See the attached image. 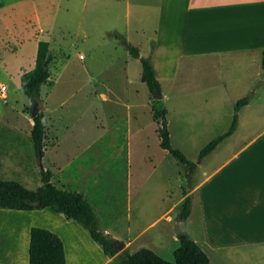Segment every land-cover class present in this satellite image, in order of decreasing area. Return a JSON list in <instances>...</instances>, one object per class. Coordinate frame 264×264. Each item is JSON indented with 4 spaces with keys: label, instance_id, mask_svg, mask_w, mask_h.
Masks as SVG:
<instances>
[{
    "label": "rangeland",
    "instance_id": "374dc122",
    "mask_svg": "<svg viewBox=\"0 0 264 264\" xmlns=\"http://www.w3.org/2000/svg\"><path fill=\"white\" fill-rule=\"evenodd\" d=\"M34 1V16L31 5L20 3V9H25L18 30L29 41L12 60L18 61L13 65L21 73L29 72L36 63L37 39L50 45L51 78L42 87L41 105L45 155L41 162L37 159L31 138L30 101L22 92L20 77L13 74L11 80L3 81L7 97L0 100V180L37 190L42 186L41 171H49L55 186L79 190L92 205L101 232L106 229L113 238L118 232L126 233L130 222L129 236H140L130 253L145 248L173 262L179 247L173 239L177 237L180 204L193 191L195 179L204 177L214 165L209 160L203 163L205 158L200 161L199 155L211 141L229 131L236 103L251 95L246 77L249 70L234 63L212 64L211 72L223 78L205 81L214 84L213 90L201 87L184 95L165 90L162 103L168 112L172 145L198 165L195 178V172L190 176L161 148L152 112L153 95L141 80L142 64L115 37L126 38L129 32L123 1ZM136 11L132 9V21L137 20ZM151 42L133 27L128 43L139 48L145 58L150 55ZM4 49L15 52L10 45ZM195 66V70L184 72L186 65L182 64L183 74L192 78L206 71L203 65ZM248 104L238 114L232 138L219 144L220 157L234 153L264 129L263 92L251 96ZM129 171L131 197L126 203ZM167 211L173 223L165 219ZM112 212H116L117 222H110ZM60 217L48 211L35 222L48 223L53 218L58 225ZM180 229L184 230L181 225ZM86 249L92 254L85 248L79 253L82 257L88 256ZM243 258V264H264V251Z\"/></svg>",
    "mask_w": 264,
    "mask_h": 264
},
{
    "label": "crops",
    "instance_id": "0c3cea01",
    "mask_svg": "<svg viewBox=\"0 0 264 264\" xmlns=\"http://www.w3.org/2000/svg\"><path fill=\"white\" fill-rule=\"evenodd\" d=\"M122 1L129 31L124 38L127 43L133 27L136 33L152 39L149 57L161 85L162 98L167 89L177 95L192 94L201 87L213 90L214 84L205 81L220 77L211 72V65L219 63L247 67L250 92L257 96L264 94V0ZM21 2L25 7L32 6L31 15L34 16V0H0V88L5 86L4 80L13 78V74L20 79L24 74L13 65L18 61L12 60L17 50L21 51L29 41L23 38V33L20 36L18 30L19 17L24 16L22 12L25 9H20ZM133 8L137 10L135 21L131 18ZM39 42L40 38L37 39V50ZM6 45L15 52L5 50ZM184 63V72L189 68L195 70L198 64L203 65L206 71L191 78V74L187 76L182 72ZM220 146L203 160V163L209 160L214 165L204 177L195 179L193 191L189 193L192 196L191 215L181 226L184 233L206 253L211 264H243L244 256L264 251V129L228 156L220 157ZM196 175L195 172V178ZM127 178L126 203L131 197L128 185L130 171ZM73 191L80 192L77 189ZM126 208L128 210L127 205ZM48 211L51 210L0 209V264H29L33 227L47 229L61 238L66 264H118L117 258L107 256L80 225L67 221L61 214L60 226L53 223V218L48 223L42 220L36 224L35 219ZM167 213L164 214L165 219L173 223ZM108 218L111 223L118 220L116 212ZM4 224L9 227L3 228ZM130 229L129 222L126 233L118 232L113 236L129 252L140 237L129 236ZM103 233L112 236L106 229ZM173 240L179 244L177 237ZM85 248L91 249L92 254L86 249L88 256L82 257L79 253Z\"/></svg>",
    "mask_w": 264,
    "mask_h": 264
},
{
    "label": "trees",
    "instance_id": "16d2710c",
    "mask_svg": "<svg viewBox=\"0 0 264 264\" xmlns=\"http://www.w3.org/2000/svg\"><path fill=\"white\" fill-rule=\"evenodd\" d=\"M115 37L126 46L134 59L141 62V80L148 87L150 94L153 95L155 91L162 94L152 58L142 57L139 48L127 43L124 38L118 35ZM152 47L154 48V45ZM52 64L53 57L50 54L49 43L39 42L34 68L29 72H25L21 77L22 92L30 101L29 112H32V107L35 104H38L41 108L42 87L51 78ZM262 66L264 68V52ZM251 96H253V93L236 103L234 119L229 131L215 138L201 151L200 161L234 133L238 123V114L244 106L248 105ZM152 112L153 118L158 124L161 148L168 152L180 165L184 166L187 173L192 176L198 165L191 162L181 151L173 147L168 128V112L162 100L153 101ZM31 138L35 154L40 161L45 155L46 141L45 114L42 110L34 119ZM40 174L42 186L37 190H30L16 181L0 180V209L14 211L49 209L56 214H61L67 221H73L80 225L90 238L102 248L103 252L109 257H116L119 264H211L206 253L185 233L178 236L180 246L174 253L173 262L164 260L155 252L145 248L136 253H130L127 250L119 253L113 247L117 241L110 235L100 231L94 208L84 196L76 191L55 186L49 171L43 169ZM191 210L192 196L186 194L180 204L178 218L185 222L190 217ZM29 264H66L65 247L61 238L47 229L33 227L30 233Z\"/></svg>",
    "mask_w": 264,
    "mask_h": 264
},
{
    "label": "water",
    "instance_id": "95a60500",
    "mask_svg": "<svg viewBox=\"0 0 264 264\" xmlns=\"http://www.w3.org/2000/svg\"><path fill=\"white\" fill-rule=\"evenodd\" d=\"M153 100L154 101H161L162 100V94L158 93L157 91L154 92L153 94ZM40 112V106L38 104H35L33 107H32V112H31V119H32V122L34 124V119L36 118V116L39 114ZM42 160H40L41 162ZM43 169V168H42ZM192 190V188H190V191ZM182 224V220L178 218L177 222H176V225H175V233H176V236H180L183 231L180 229V225ZM113 247L118 250V251H121L124 249V244L120 243V242H116L115 245H113Z\"/></svg>",
    "mask_w": 264,
    "mask_h": 264
},
{
    "label": "built area",
    "instance_id": "2783aa9c",
    "mask_svg": "<svg viewBox=\"0 0 264 264\" xmlns=\"http://www.w3.org/2000/svg\"><path fill=\"white\" fill-rule=\"evenodd\" d=\"M81 59H83V57ZM6 92H7V87L6 86H2L0 88V100L1 99H6V97H7Z\"/></svg>",
    "mask_w": 264,
    "mask_h": 264
}]
</instances>
